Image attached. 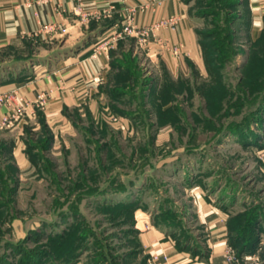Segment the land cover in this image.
<instances>
[{"label":"rangeland","instance_id":"rangeland-1","mask_svg":"<svg viewBox=\"0 0 264 264\" xmlns=\"http://www.w3.org/2000/svg\"><path fill=\"white\" fill-rule=\"evenodd\" d=\"M182 2L200 61L174 72L137 33L123 35L98 102L26 127L17 143L0 135V264H144L142 251L130 254L132 231L149 222L186 238L200 190L236 228V216L258 211L251 254L264 264V34L248 39L247 0ZM105 24L76 44L30 38L0 49V83L29 80L85 41L95 48Z\"/></svg>","mask_w":264,"mask_h":264},{"label":"crops","instance_id":"crops-1","mask_svg":"<svg viewBox=\"0 0 264 264\" xmlns=\"http://www.w3.org/2000/svg\"><path fill=\"white\" fill-rule=\"evenodd\" d=\"M80 1L87 11L99 13L100 17L83 19L75 12ZM247 7L246 35L254 41L264 28V0H247ZM127 14L134 16L138 27L148 31L146 40L141 33L137 36L139 42L147 46V55L152 60L160 59L174 72L183 69L188 60L195 63L201 60L194 23L182 0H51L46 4L37 0H0V49L22 45L30 38L42 42L60 39L80 43L96 25L111 21L104 31V37H107ZM164 19H172V24L155 27ZM82 46L75 54L58 59L50 69L42 68L29 80L0 84V95L11 91L17 93L16 97L0 104V114L29 103L24 119L0 129V135L14 133L17 143L27 126L38 124L40 114L45 116L48 125H52L67 117L65 111L69 108L99 101L101 86L110 74L114 57L112 48L115 47L94 53V42L85 41ZM176 49L178 53H175ZM187 212L194 223L188 231L190 238L186 246L177 240L181 233L179 229L153 223L147 228L137 227V250L147 258L144 264H227L229 214L208 200L202 190L195 192ZM164 254L168 255V262H164ZM153 255H159L160 260L153 261Z\"/></svg>","mask_w":264,"mask_h":264},{"label":"built area","instance_id":"built-area-1","mask_svg":"<svg viewBox=\"0 0 264 264\" xmlns=\"http://www.w3.org/2000/svg\"><path fill=\"white\" fill-rule=\"evenodd\" d=\"M51 0H37L40 4H46L50 2ZM75 12L79 14L83 19H88L90 17L99 18V13H91L85 9V5L82 1L78 2L76 4ZM128 20L126 26L123 27V29L120 30H114L113 33L107 37H104V39L101 41L100 44H98L95 49L94 53H98L100 50L109 49L114 47L117 40H119L123 35L129 34V33H141L142 35H145L143 40H146L147 37L146 33L148 31H137L138 26L135 25V22L133 20V15L128 14ZM172 24V19H164L161 22L157 23L155 27H161V26H169ZM152 31V30H151ZM150 35V33H149ZM175 53H178V49L174 50ZM17 93L16 91H11L9 94H4L3 96L0 95V104L4 103L5 101H9L12 98L16 97ZM29 106V103H26L25 105H22L20 108H13L9 110L8 112L4 114H0V129H4L7 127H11L16 123L21 122L24 119L25 111L27 107ZM147 221L145 222L146 226ZM148 227L149 222L147 223ZM153 261L158 262L160 260L159 255H153L152 256ZM225 259L227 264H260V257L257 254H251V255H245L240 256L236 249L229 245L226 252H225ZM164 262H168L169 257L168 255H163Z\"/></svg>","mask_w":264,"mask_h":264},{"label":"trees","instance_id":"trees-1","mask_svg":"<svg viewBox=\"0 0 264 264\" xmlns=\"http://www.w3.org/2000/svg\"><path fill=\"white\" fill-rule=\"evenodd\" d=\"M106 24H105V27L106 26H109L112 22H109V21H107V22H105ZM104 27V28H105ZM264 29V28H263ZM263 30H262V34H261V36L257 39V41L258 40H260V39H262L263 38ZM252 41V40H251ZM252 42H256V40H254V41H252ZM112 53H113V51H112ZM116 63L115 62H111V70H110V73H111V71H112V69L113 68H116ZM110 75V74H109ZM109 77V76H108ZM1 83H6V82H1ZM0 83V84H1ZM65 113H66V111H65ZM38 121H39V123L40 124H43L44 125V127H48L49 125L47 124V122H46V118H45V116L43 115V114H40L39 115V117H38ZM30 126V125H29ZM28 127V126H27ZM33 127V126H32ZM254 141H257V138L256 137H254V139H253V142ZM191 185H192V183H191ZM253 212L255 213V214H253L249 219H246V217H244V214H239V217H237L236 216V218L240 221V224H238V225H240L239 226V228H236L237 226L235 225V222H233V216H231V215H229V220H228V226H229V231H230V242L231 243H235V247H236V249H237V251H238V254L240 255V256H245L246 254H251V253H253V252H255L256 251V249H257V245H258V243L260 242V235L258 234V232H256V231H254V230H252V228H254L253 227V223H256V222H259L260 220H261V217H260V215L258 214V211H254L253 210ZM235 218V219H236ZM244 218H245V220H244ZM235 221V220H234ZM253 224V225H252ZM157 225V224H156ZM159 226V225H158ZM180 228L182 227V225H178ZM177 227V226H176ZM176 227H174L173 229H176V230H178ZM132 232H134L135 233V237H134V239H135V242H136V246H138V242L136 241L137 239V234H138V230H134V231H132ZM183 234H184V232H182V233H180V235L178 236V238H177V240L178 239H180V241L179 242H182V245L184 246H186V242L189 240V238H190V234L189 233H187V236H186V238L184 237L183 238ZM81 239V238H80ZM79 241L80 240H78V244L77 243H75L76 245L75 246H77V245H79ZM178 242V243H179ZM242 243V244H241ZM86 245H88V244H86ZM86 247V246H85ZM138 250H136V249H134L132 252H130V254H132V253H135V252H137ZM119 256H117V258H118ZM79 259H81V254L79 255V257H78V260ZM73 261L74 260H70V261H68L67 262V264H74L73 263ZM76 262V261H75ZM109 264H117V262H111V260H109Z\"/></svg>","mask_w":264,"mask_h":264}]
</instances>
